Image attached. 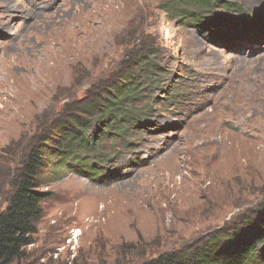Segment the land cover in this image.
Segmentation results:
<instances>
[{
    "label": "rangeland",
    "instance_id": "rangeland-1",
    "mask_svg": "<svg viewBox=\"0 0 264 264\" xmlns=\"http://www.w3.org/2000/svg\"><path fill=\"white\" fill-rule=\"evenodd\" d=\"M186 2L0 0V213L33 148L85 130L38 170L12 264H143L257 230L264 251V0L192 6L198 23L169 12ZM126 75L123 115L100 116Z\"/></svg>",
    "mask_w": 264,
    "mask_h": 264
},
{
    "label": "trees",
    "instance_id": "trees-1",
    "mask_svg": "<svg viewBox=\"0 0 264 264\" xmlns=\"http://www.w3.org/2000/svg\"><path fill=\"white\" fill-rule=\"evenodd\" d=\"M210 1L216 0H188L185 4L171 3L169 12L183 13L185 19L192 20L194 23L201 22V16L192 15L190 10L192 6L202 7L208 5ZM193 3L194 5H192ZM146 58L139 61L150 71V63ZM120 86H114L113 94H110L106 100L105 110L101 115L108 117L112 113L118 116L123 115V105L129 102L130 96L135 90V82L129 75L124 76ZM136 91V90H135ZM103 105V104H102ZM97 112L100 110L99 102L88 107V111ZM116 115V116H117ZM112 116V115H111ZM77 126L80 122L77 119L72 120ZM115 123L106 126L109 129L114 127ZM76 129V127H75ZM67 128L65 131L67 147L62 150L50 148L48 150L36 147L26 156L22 163L21 170L14 182L12 193L6 209L0 213V264H12L18 259L23 249L33 243V236L36 233V220L41 213L43 195L38 191V170L44 166V162L52 152L59 154L64 160L75 156L71 145L83 144L85 142V130L81 132ZM108 134V131L106 132ZM43 145V144H42ZM86 148V146H82ZM93 171V169H91ZM257 230L254 234L257 236L254 243H237L235 248L231 249L232 235L222 234L211 237L206 243L188 253L162 254L156 258L145 261L143 264H260L264 262V251L256 248V244L262 240L263 235ZM226 246V247H225ZM234 249V250H233Z\"/></svg>",
    "mask_w": 264,
    "mask_h": 264
},
{
    "label": "bare ground",
    "instance_id": "bare-ground-1",
    "mask_svg": "<svg viewBox=\"0 0 264 264\" xmlns=\"http://www.w3.org/2000/svg\"><path fill=\"white\" fill-rule=\"evenodd\" d=\"M7 107H8V106H7ZM4 108H5V107H4ZM4 108H3V109H4ZM7 109H8V108H7ZM7 109H6V110H7ZM10 110H11V109H10ZM18 110H19V109H18ZM21 112H22V111H21ZM3 114H4V110H3ZM7 115H9V114H7Z\"/></svg>",
    "mask_w": 264,
    "mask_h": 264
}]
</instances>
